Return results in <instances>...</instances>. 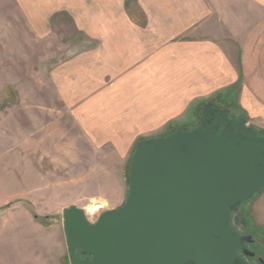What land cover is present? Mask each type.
Returning <instances> with one entry per match:
<instances>
[{"label":"crops","instance_id":"0c3cea01","mask_svg":"<svg viewBox=\"0 0 264 264\" xmlns=\"http://www.w3.org/2000/svg\"><path fill=\"white\" fill-rule=\"evenodd\" d=\"M75 21V48L50 79L85 152L123 161L217 94L264 132V0H112ZM18 143L27 149V132ZM244 211L264 228V191Z\"/></svg>","mask_w":264,"mask_h":264},{"label":"rangeland","instance_id":"374dc122","mask_svg":"<svg viewBox=\"0 0 264 264\" xmlns=\"http://www.w3.org/2000/svg\"><path fill=\"white\" fill-rule=\"evenodd\" d=\"M105 1L112 0H0V264H70L63 211L77 206L95 222L124 201L127 159L82 149L50 79L52 65L75 48V17L99 12ZM197 104L183 127L195 124ZM26 132L27 149L15 146ZM249 201L236 212L247 226ZM252 249L264 259L263 248Z\"/></svg>","mask_w":264,"mask_h":264},{"label":"water","instance_id":"95a60500","mask_svg":"<svg viewBox=\"0 0 264 264\" xmlns=\"http://www.w3.org/2000/svg\"><path fill=\"white\" fill-rule=\"evenodd\" d=\"M123 203L90 222L63 211L71 264H248L253 255L233 214L264 190V133L216 100L191 127L172 126L138 141Z\"/></svg>","mask_w":264,"mask_h":264},{"label":"flooded vegetation","instance_id":"af4514ba","mask_svg":"<svg viewBox=\"0 0 264 264\" xmlns=\"http://www.w3.org/2000/svg\"><path fill=\"white\" fill-rule=\"evenodd\" d=\"M222 105V104H220ZM224 106V105H222ZM227 107V106H224ZM233 224L235 226V228L243 235H247V236H251L252 240H249L246 243L247 248L253 252V255H242L243 258L246 260V262L248 264H264V259L263 257H261L260 255H258L253 249L252 246H259L261 248L264 249V232H263V228H259L260 229V233L259 236L255 237L254 233H253V229H247L246 228V222L244 221V218L242 216V214H237L236 212L233 214ZM257 229V228H254ZM253 233V234H252ZM258 233V232H257ZM251 258V259H250ZM68 261L71 264V256H70V252L68 250V257H67ZM76 259H77V263L78 264H88L91 260V258L87 255H82L77 253L76 255Z\"/></svg>","mask_w":264,"mask_h":264},{"label":"trees","instance_id":"16d2710c","mask_svg":"<svg viewBox=\"0 0 264 264\" xmlns=\"http://www.w3.org/2000/svg\"><path fill=\"white\" fill-rule=\"evenodd\" d=\"M226 99V98H225ZM225 99H222V96H221V94H217V95H215L214 97H212L210 100H216V101H218L220 104H222V105H224V106H230L231 108H233L234 106L232 105V103H231V101H228L227 99L225 100ZM203 103H199V104H197L196 105V107H195V109H194V115L196 116V112H197V110H198V108H199V106L200 105H202ZM195 121V120H194ZM169 128L170 127H172L171 125L170 126H168ZM166 131V130H165ZM261 133H264L263 131H260ZM133 149H134V147H133ZM133 149H132V151H131V153L133 152ZM131 153H130V155H131ZM130 155H129V157L127 158V161H126V166H125V168H124V177L126 178V176H127V166H128V161H129V158H130ZM36 217V216H35Z\"/></svg>","mask_w":264,"mask_h":264},{"label":"bare ground","instance_id":"6f19581e","mask_svg":"<svg viewBox=\"0 0 264 264\" xmlns=\"http://www.w3.org/2000/svg\"><path fill=\"white\" fill-rule=\"evenodd\" d=\"M99 205L95 204V206L92 208V207H89V212L93 211L94 209H96Z\"/></svg>","mask_w":264,"mask_h":264}]
</instances>
